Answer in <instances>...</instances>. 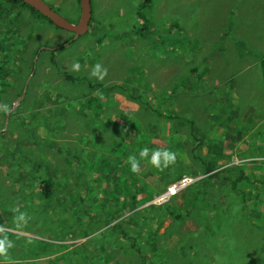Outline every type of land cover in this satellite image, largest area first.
Masks as SVG:
<instances>
[{"label": "rangeland", "instance_id": "rangeland-1", "mask_svg": "<svg viewBox=\"0 0 264 264\" xmlns=\"http://www.w3.org/2000/svg\"><path fill=\"white\" fill-rule=\"evenodd\" d=\"M45 1L79 23V0ZM91 6L89 30L74 40L0 0V240L12 244L0 262L264 264V0ZM97 64L103 79L91 75ZM122 120L133 129L114 133ZM145 147L176 159L157 169L140 161ZM215 163L248 166L246 203L218 185L154 203L182 176L205 180ZM186 211L183 223L166 215ZM208 218L213 233L199 227Z\"/></svg>", "mask_w": 264, "mask_h": 264}, {"label": "trees", "instance_id": "trees-1", "mask_svg": "<svg viewBox=\"0 0 264 264\" xmlns=\"http://www.w3.org/2000/svg\"><path fill=\"white\" fill-rule=\"evenodd\" d=\"M9 2L10 3H16V4H20L21 5V8L22 9H24V10H27L28 12H30L31 13V15H32V17H34L35 19L36 18H38V19H40V20H43V21H47V22H49V23H51V24H53L48 18H46L45 16H43L41 13H39L36 9H34V8H32L30 5H28V4H26L25 2H24V0H9ZM79 2H80V0H79ZM18 15V17H20L19 15H20V13H18L17 14ZM9 21H13V23H14V18L13 17H9ZM54 25V24H53ZM0 26L1 27H5V26H3V23H1L0 22ZM59 29V28H58ZM9 31V30H8ZM9 34H10V32H9ZM73 37H74V35H73ZM72 37V38H73ZM69 42H70V40H69ZM59 50H63L64 49V47L62 46V47H60V48H58ZM58 49H55V50H53L54 52L56 51V50H58ZM32 64V67L30 68V70H31V74L35 71V64L32 62L31 63ZM263 68H264V64H263ZM66 78H68V79H70V80H73L74 78H72V77H70V76H66ZM10 111V110H9ZM8 111V112H9ZM7 112V113H8ZM6 113V114H7ZM13 113H15V112H13ZM11 114V115H14V114ZM5 114V115H6ZM10 115V116H11ZM194 128V127H193ZM247 168H248V166H241V165H228L227 167H225V168H223V165L222 166H219L218 164H214V165H208L207 167H206V170H205V174H207L208 175V177L205 179V180H199L198 182H195L193 185H191L192 187L193 186H196L198 189H200V188H205L203 191L205 192V193H207V190L208 191H210L211 192V190L214 188L215 189V187L217 186V188L221 191V190H229V191H233V195H236V196H238V197H240L241 196V198H242V200L245 202V199H246V192H245V190H244V186L245 185H243V182L245 181V182H250L251 180H250V178H249V176L247 175V172H246V170H247ZM203 183H206V186H203ZM250 184H252V183H250ZM44 185V186H43ZM226 185H231V187L232 188H228ZM259 185L261 186L262 185V183L261 182H259ZM49 186H51L50 185V183L49 182H43V184H42V188H43V192H48L47 190V188H49ZM191 186H189L188 188H186L185 190L187 191ZM46 189V190H45ZM184 190V191H185ZM183 191V192H184ZM212 194V193H211ZM229 194H232V193H229ZM50 195H48L47 197H49ZM173 198H175V197H173ZM173 198H171L168 202H167V204L166 205H168V204H170L173 200ZM246 203V202H245ZM166 205H164V206H166ZM164 206H162V207H164ZM221 206H222V208H223V205L221 204ZM216 209V206L214 207V208H212V209H210V208H208V210H212V211H214ZM185 214V215H184ZM184 214L183 213H180V214H173V213H167L166 215H169V216H171L176 222H179V223H183V221L186 219V218H188V217H190V214H191V212L189 213V211H186V212H184ZM222 214H225V213H222ZM227 215V214H226ZM221 218H222V216H221ZM209 219V221H204L203 219V221H201L200 223H199V227L201 228V229H204V230H207V231H211V233H213L212 232V230H213V225H216L217 226V224H215L216 223V220H214V219H211V218H208ZM3 225V218H2V216L0 215V226H2ZM219 227H220V225H219ZM179 234H180V231L178 232ZM165 234V233H164ZM163 235V234H162ZM176 235H178V234H176ZM176 235H172L173 237H175ZM125 237V236H124ZM129 237H131V236H129ZM131 240V239H130ZM141 250V249H140Z\"/></svg>", "mask_w": 264, "mask_h": 264}, {"label": "water", "instance_id": "water-1", "mask_svg": "<svg viewBox=\"0 0 264 264\" xmlns=\"http://www.w3.org/2000/svg\"><path fill=\"white\" fill-rule=\"evenodd\" d=\"M24 2L48 18L61 30L72 33L74 35V40L86 34L89 30L92 20L91 0H80L81 16L78 24L70 23L59 13L53 10L45 0H24ZM9 115L10 114H8V116Z\"/></svg>", "mask_w": 264, "mask_h": 264}, {"label": "clouds", "instance_id": "clouds-1", "mask_svg": "<svg viewBox=\"0 0 264 264\" xmlns=\"http://www.w3.org/2000/svg\"><path fill=\"white\" fill-rule=\"evenodd\" d=\"M75 69H79V65H74ZM106 72V70H104ZM92 76H98L100 79H103V73L101 72V66L97 64L93 69ZM6 110V109H5ZM141 158H147L148 162L155 168L159 169L163 166H168L169 164L173 163L176 159V154L169 150H150L149 148L145 147L140 152ZM130 169L133 173H137L139 171L140 165L136 158V156H130L128 160ZM17 221H24L25 217L23 214L16 217ZM11 242L5 237L4 239L0 240V254L6 253L8 248H11Z\"/></svg>", "mask_w": 264, "mask_h": 264}, {"label": "crops", "instance_id": "crops-1", "mask_svg": "<svg viewBox=\"0 0 264 264\" xmlns=\"http://www.w3.org/2000/svg\"><path fill=\"white\" fill-rule=\"evenodd\" d=\"M249 67V66H248ZM263 68V67H262ZM247 70H249V68H247ZM262 76H263V81H264V68H263V70H262ZM243 86H246V82H244L243 83ZM243 93V96H244V98H246L247 97V94L249 93L247 90L245 91V92H242ZM168 94H170L173 98H174V94L172 93V92H168ZM261 98H262V96H261ZM263 99V98H262ZM170 100V98L167 100V101H169ZM118 101V100H117ZM48 103V102H47ZM46 103V104H47ZM36 105H38V104H36ZM172 117H173V115H172ZM112 118H117V117H115V116H113ZM174 118V117H173ZM133 121V123H134V125L137 123V124H139L138 122H137V120H132ZM174 122V120H172V122L171 123H173ZM199 123L200 122H202V120L200 119L199 121H198ZM182 124H184V125H186V127L188 126V128H189V125H188V121H186V120H184L183 122H181ZM141 124V123H140ZM139 124V125H140ZM119 125H121V126H119L116 130H114V133L116 132V134H118L119 133V130L120 131H125V132H129V130H132L133 128L132 127H129V129H128V126H127V124H126V122L125 121H123L122 120V123H120ZM168 127H167V129L165 130V131H163V132H165V133H167L166 135H171V133H172V131H174L173 130V125L172 124H168L167 125ZM178 128H180V124L177 126ZM134 129H136V128H134ZM189 131H190V128H189ZM125 137V136H124ZM176 137H179L180 138V136L179 135H177ZM167 138V137H166ZM153 142L156 144V145H158V146H161V147H165V148H168L169 147V145H168V143H165V144H161L160 142H158L157 140H153ZM170 147H172V146H170ZM200 147V145H199V143H197V148H199ZM206 148V147H205ZM210 148V147H209ZM208 148V149H209ZM229 152L227 153L226 152V154H229L230 153V150H228ZM138 153L140 154V151H138ZM141 158V157H140ZM50 160H52L51 158H49ZM60 161V160H59ZM140 161H144V159H140ZM48 162V161H47ZM56 163L54 162L52 165H55ZM51 165V164H50ZM59 165H60V163H59ZM45 182H48V181H45ZM44 186V185H43ZM168 186V185H167ZM165 187H166V185H165ZM41 189H42V187H41ZM11 232H9L8 234H10ZM15 233H19V234H21L20 232H15ZM14 233V234H15ZM15 247H17L16 245H15ZM53 257V256H52ZM52 257H48V258H52ZM11 258V257H10ZM12 259H9V258H3L2 259V261L0 262L1 264H12V262L13 261H16L17 263L19 262L18 261V259H14V260H12Z\"/></svg>", "mask_w": 264, "mask_h": 264}, {"label": "built area", "instance_id": "built-area-1", "mask_svg": "<svg viewBox=\"0 0 264 264\" xmlns=\"http://www.w3.org/2000/svg\"><path fill=\"white\" fill-rule=\"evenodd\" d=\"M196 182L195 179H192L188 176H182L172 185H170L167 190L160 194L154 201L155 204H164L169 201L171 198L176 197L182 191H184L189 186L193 185Z\"/></svg>", "mask_w": 264, "mask_h": 264}]
</instances>
